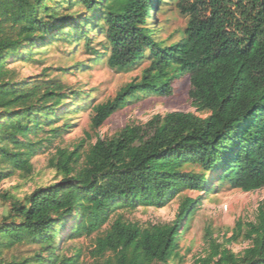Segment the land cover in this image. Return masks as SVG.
<instances>
[{
    "label": "trees",
    "instance_id": "1",
    "mask_svg": "<svg viewBox=\"0 0 264 264\" xmlns=\"http://www.w3.org/2000/svg\"><path fill=\"white\" fill-rule=\"evenodd\" d=\"M46 1L0 0V181L16 171L32 174L34 144L22 143L19 137L35 134L57 120V108L67 98L45 91L44 97H57L54 105L31 104L40 87L21 85L8 77L7 58L25 44L36 40L45 44V38L55 32H74L89 43L84 28L104 20L110 69L130 72L150 61L141 79L124 87L114 100L93 107V130L131 100L172 96L174 81L183 76H189L192 103L209 115L205 119L169 115L187 130L167 143L147 141L144 147L133 146L125 134L110 142L97 140L81 168L77 149H59L51 165L63 181L39 188L23 200L12 199L0 224V264H78L59 254L56 241L59 229L74 218V212L79 217L75 234H91L119 206L162 208L182 192L214 193L226 184L245 193L264 189V30L259 26L264 25V13L256 24L249 13L235 19L214 5L210 18L168 45L155 38L150 25L164 0H79L89 14L81 21L71 15L44 18ZM257 7L264 12V0H252L251 8ZM73 96L80 99L81 94ZM167 126L156 117L145 129L127 132L139 129L143 137L155 133L161 138ZM60 130L52 132L57 135ZM108 158L111 163L105 168ZM185 165L200 171H185ZM208 174H213L210 180ZM199 198L182 202L173 225L142 228L117 219L98 238L97 254L111 253L107 264H167L185 231L179 230L195 215ZM257 218L246 235L252 245L242 254L214 245L198 264H264V203ZM23 244L38 248L27 257L5 259V250Z\"/></svg>",
    "mask_w": 264,
    "mask_h": 264
},
{
    "label": "rangeland",
    "instance_id": "2",
    "mask_svg": "<svg viewBox=\"0 0 264 264\" xmlns=\"http://www.w3.org/2000/svg\"><path fill=\"white\" fill-rule=\"evenodd\" d=\"M216 1H219V5H216ZM251 1L164 0L150 19V25L155 31V38L170 45L188 36L186 33L199 21L210 18L215 7L222 11L228 10V14L235 19L240 18L241 13H249L253 21L259 24V18L264 12L260 7L251 8ZM46 4L48 12L43 15L46 19L50 16L60 18L71 15L81 21L89 15L79 0H47ZM106 5H111V1ZM259 26L264 30V25ZM106 29L104 20H94L91 28H84L88 32L89 43L85 38L78 39L74 32L69 35L66 32H55L53 35L57 34L56 36L49 35L45 38V44L39 40L25 44L17 54L7 58L5 68L8 77L21 85L40 87L31 104L54 105L57 97H44L45 91H53L59 98H67L57 108V120L36 130L35 134L19 137L22 143L34 144L35 152L30 155L33 172L25 175L22 171H16L11 177L0 181V224L8 215L12 199L23 200L39 188L63 181L62 176L51 165L59 149L69 152L77 149L81 157L78 168H81L97 140L110 142L125 134L127 141L133 146L144 147L147 141L167 143L187 130L169 115L191 114L200 119L208 117L206 110L203 111L192 103L189 94L190 79L189 76H183L174 81L172 96H148L131 100L101 128L93 130V107L114 100L124 87L141 79L144 70L150 65V61L145 60L130 72L110 69L107 65L110 46L106 40ZM99 58L102 60L95 62ZM75 92L81 94L80 99L73 96ZM156 117L168 125L163 137L159 138L155 133L149 137L145 134L143 137V132L139 129L127 132V129H145L147 123ZM58 129L61 130L55 135L52 131ZM125 156L126 153L121 157V162H124ZM109 163L110 160L106 161L103 167L106 168ZM117 166L119 164L115 165ZM184 170L200 171L199 168L188 165H185ZM212 177L213 174L207 175L208 180ZM186 198H199L200 201L195 215L180 228L179 232L185 231L182 232L176 254L167 264H198L200 259L212 253L214 245L227 247L235 254H242L252 245L246 235L250 230L249 225L257 223L259 207L264 203V189L245 193L226 184L214 193L182 192L162 208L129 209L119 206L110 213L100 230L91 234H75L74 225L79 217L78 212H74V218L68 219L58 231L56 241L59 254L77 260L78 264H107L112 255L109 252L103 256L97 254V240L105 236L117 219L142 228L173 225ZM234 235H237L236 239H233ZM37 248L32 244H23L5 250L4 257L7 261L14 257H27Z\"/></svg>",
    "mask_w": 264,
    "mask_h": 264
}]
</instances>
